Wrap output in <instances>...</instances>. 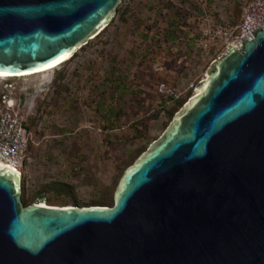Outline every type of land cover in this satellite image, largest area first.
<instances>
[{"label":"water","instance_id":"95a60500","mask_svg":"<svg viewBox=\"0 0 264 264\" xmlns=\"http://www.w3.org/2000/svg\"><path fill=\"white\" fill-rule=\"evenodd\" d=\"M123 0H0V72L36 73ZM228 44L125 170L113 205H25L0 165V264H264V28Z\"/></svg>","mask_w":264,"mask_h":264},{"label":"rangeland","instance_id":"374dc122","mask_svg":"<svg viewBox=\"0 0 264 264\" xmlns=\"http://www.w3.org/2000/svg\"><path fill=\"white\" fill-rule=\"evenodd\" d=\"M250 0H123L110 25L69 60L42 73L0 78L33 132L23 153L31 204L111 205L125 170L158 139L173 104L224 52L202 47L213 23L236 26Z\"/></svg>","mask_w":264,"mask_h":264},{"label":"built area","instance_id":"2783aa9c","mask_svg":"<svg viewBox=\"0 0 264 264\" xmlns=\"http://www.w3.org/2000/svg\"><path fill=\"white\" fill-rule=\"evenodd\" d=\"M260 28H264V0H250L245 5L236 26L228 27L222 23H213L207 28L202 34V47L209 49L211 42H223L226 45L222 53L224 54L228 44L244 37L252 40L254 39L252 32ZM199 83L192 82L187 94L192 90L194 95L198 91ZM158 91L162 96L170 97L173 106L180 99V96L177 98L172 96L165 82L159 83ZM18 108L17 100L11 96V92L4 90L0 95V165L6 164L19 168L33 132L30 129L28 117Z\"/></svg>","mask_w":264,"mask_h":264},{"label":"trees","instance_id":"16d2710c","mask_svg":"<svg viewBox=\"0 0 264 264\" xmlns=\"http://www.w3.org/2000/svg\"><path fill=\"white\" fill-rule=\"evenodd\" d=\"M243 13V12H242ZM216 59V58H215ZM193 91H189V93L184 97V98H181L179 100L176 101V103L174 104V106H172L170 109L166 110L169 118H170V122L171 120L173 119L174 115L176 114V112H178L180 110V108L187 102V100L189 99V97L192 95ZM169 125V124H168ZM167 125V126H168ZM24 204L27 206V205H30L31 202H29L28 200H23ZM38 202H42V201H38ZM113 203H114V200H113ZM113 203L111 205H113ZM74 205L76 206H80L79 205V202L78 201H75L74 202ZM93 205H105V204H102V203H98V204H93ZM85 206H88V205H85Z\"/></svg>","mask_w":264,"mask_h":264},{"label":"bare ground","instance_id":"6f19581e","mask_svg":"<svg viewBox=\"0 0 264 264\" xmlns=\"http://www.w3.org/2000/svg\"><path fill=\"white\" fill-rule=\"evenodd\" d=\"M74 54H70L68 56H66L65 58L61 59L60 62H58L57 64H54L53 66H50L49 68L45 69V70H42V71H39V72H36V73H29V72H26V73H22V74H18V75H10V74H5V73H1L0 72V78H8V77H23V76H29V75H33V74H37V73H42V72H47V71H50L56 67H58L59 65H61L62 63L66 62L67 60H69ZM3 165V164H1ZM12 167V166H11ZM16 171H18L20 174H21V171L18 167H13ZM22 175V174H21ZM44 204V203H43Z\"/></svg>","mask_w":264,"mask_h":264}]
</instances>
